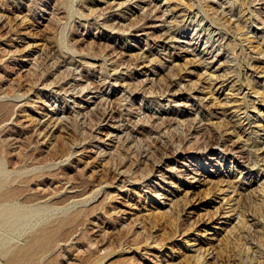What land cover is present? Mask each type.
I'll list each match as a JSON object with an SVG mask.
<instances>
[{"label":"rangeland","instance_id":"374dc122","mask_svg":"<svg viewBox=\"0 0 264 264\" xmlns=\"http://www.w3.org/2000/svg\"><path fill=\"white\" fill-rule=\"evenodd\" d=\"M140 2L0 0L1 264H264V0Z\"/></svg>","mask_w":264,"mask_h":264},{"label":"bare ground","instance_id":"6f19581e","mask_svg":"<svg viewBox=\"0 0 264 264\" xmlns=\"http://www.w3.org/2000/svg\"><path fill=\"white\" fill-rule=\"evenodd\" d=\"M128 1H132V0H128ZM140 1L143 0H135V3H138ZM126 2V1H125ZM124 2V4H126ZM141 3V2H140ZM121 5V4H120ZM118 5V6H120ZM137 6H139L140 4H136ZM114 6V5H113ZM142 6V5H141ZM140 8V7H139ZM116 9V6H115ZM117 10V9H116ZM143 10V9H142ZM122 11V10H121ZM135 13V12H134ZM131 14V13H130ZM138 14V13H137ZM134 16V15H133ZM19 17V16H18ZM24 19V18H23ZM53 19V18H52ZM122 23V22H121ZM119 25V24H118ZM121 26V25H120ZM119 27V26H118ZM122 27V26H121ZM120 29V28H118ZM116 30V29H115ZM122 32V31H121ZM184 43V42H183ZM186 43V42H185ZM189 44V43H188ZM204 49V48H203ZM29 57V56H28ZM27 59V58H26ZM36 59V57H35ZM25 60V59H23ZM30 60V59H28ZM32 61V64L30 68L34 69L36 68V60ZM29 62V61H28ZM28 64V63H27ZM30 64V63H29ZM30 66V65H29ZM25 67V66H24ZM24 69V68H23ZM29 69V68H28ZM25 71V70H22ZM32 72V71H31ZM29 71V73H31ZM27 75V72H26ZM28 77V76H27ZM94 83V82H93ZM62 91H64L66 94H68L70 96V98L73 100L72 104L73 106H78L77 110H74L73 112V116L75 117L74 119H76V121H82L84 122L86 120V118L88 116H90L91 114H93V107L90 108L89 106L91 104H88L87 101L88 100H92L91 103H97V102H105V104H107L108 102L111 101V99H108L109 96L104 97L103 92L99 89V87L94 86L91 82H88L84 79L78 78V79H73L71 85L66 88V89H62ZM53 94L54 91L52 90ZM84 92H88V97L86 98L87 101L86 102H79L78 99V103H76V99L75 98H79L81 94H83ZM77 95V96H76ZM86 95V94H85ZM87 96V95H86ZM85 97V96H84ZM95 106V105H94ZM109 107V106H108ZM43 115V114H42ZM67 115V114H66ZM65 115L64 111H61L60 113L53 109L51 111H49L48 113H44V118L46 119H40V118H30L29 120L24 119V122L26 121L29 124L34 123L37 131L39 132V135H42L43 133L47 135L48 134H53L54 131L56 130L58 124H61L67 117ZM70 115V114H69ZM113 111L109 108H106L100 118V121L98 122L97 126H96V130H98V132H100L103 136H105L106 139L110 140L109 144H107L108 149L105 150H101L102 151V155H110L113 151L111 147L113 144V141H115L118 145L122 142H126V138H127V134H130L126 131V127L124 126V123L122 122V120L117 119L113 116ZM28 118V117H27ZM42 127H44L42 129ZM65 132V131H64ZM61 135V134H60ZM92 135V134H91ZM131 135V134H130ZM201 136V135H200ZM48 137V136H47ZM95 138L97 139V135H95ZM223 138V137H222ZM100 139V138H98ZM141 139V138H140ZM149 140V139H148ZM150 141V140H149ZM73 142V141H72ZM106 142V141H105ZM213 143V142H212ZM216 143V142H214ZM112 144V145H111ZM163 146V145H162ZM214 146V145H213ZM215 147H220L219 143L215 144ZM214 147V148H215ZM73 148V147H72ZM229 149V148H228ZM227 150V148L225 149ZM241 150V149H240ZM239 149H237V147L233 144L231 146V148L228 151V153L234 155H237L239 153H241ZM226 151V153H227ZM97 152V151H96ZM71 155V154H70ZM112 155V154H111ZM124 156V155H123ZM240 156V155H239ZM184 164V163H183ZM182 164V165H183ZM166 170V169H165ZM182 170V169H181ZM161 172V171H160ZM159 172V173H160ZM182 172V171H181ZM192 172V171H191ZM186 173V172H185ZM195 173V172H193ZM98 175V174H97ZM119 175H123V172H120ZM163 173L161 174V179L164 180L163 178ZM158 185V184H157ZM169 193V192H168ZM170 194V193H169ZM163 194H159L158 191L155 192V199L159 198L161 199ZM165 198V195L164 197ZM167 200V199H166ZM172 201V200H171ZM89 203V202H88ZM169 204V203H168ZM169 206V205H168ZM170 207H172V203L170 205ZM173 208V207H172ZM171 208V209H172ZM169 212V211H167ZM173 212V211H172ZM56 213V212H55ZM156 242V241H155ZM158 243V242H157ZM160 243V242H159ZM158 243V244H159ZM157 246V245H156ZM204 249V250H203ZM207 251L206 248H198L199 253L203 252L205 253ZM207 254V252H206ZM200 255V254H199ZM209 255V254H207ZM210 259H213L211 257L206 258L205 255H200L198 260H199V264H209ZM212 261V260H211ZM1 264V263H0Z\"/></svg>","mask_w":264,"mask_h":264}]
</instances>
